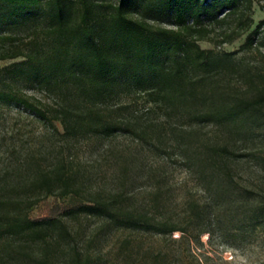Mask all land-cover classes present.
Here are the masks:
<instances>
[{
	"label": "trees",
	"instance_id": "obj_1",
	"mask_svg": "<svg viewBox=\"0 0 264 264\" xmlns=\"http://www.w3.org/2000/svg\"><path fill=\"white\" fill-rule=\"evenodd\" d=\"M252 8L253 0H0V103L31 111L50 140L24 155L14 184L0 185V239L10 240L0 258L19 264L30 249L53 264V252L72 237L67 220L79 215L161 237L182 232L178 241L203 230L221 251L264 242V188L236 178V165L249 158L264 171V148H253L264 141V85L237 94L228 80L248 78L235 55L264 44V21L252 29ZM244 34L239 50L222 49ZM25 88L50 101L26 97ZM203 125L222 136L201 140ZM57 135L71 151L84 139L97 166L92 154L110 152L123 190L91 191L84 170L93 167L79 162L82 171L74 170L51 141ZM173 156L202 201L187 197L177 209L163 198L167 189L137 187V176L154 174L149 157L164 170ZM14 189L28 198L8 197ZM48 195L69 197L30 216Z\"/></svg>",
	"mask_w": 264,
	"mask_h": 264
},
{
	"label": "rangeland",
	"instance_id": "obj_2",
	"mask_svg": "<svg viewBox=\"0 0 264 264\" xmlns=\"http://www.w3.org/2000/svg\"><path fill=\"white\" fill-rule=\"evenodd\" d=\"M252 9L253 29L258 22L264 21V0H253ZM245 37L246 34L231 44L223 45L222 49L227 52L239 50ZM261 37L264 38V27L261 29ZM199 44L204 49L214 48V45L207 41H201ZM235 56L243 62L244 72L249 80L246 77H229L232 91L237 94L245 92L254 94L256 88L264 85V44L258 50L254 48L251 51H239ZM8 62H1V65ZM22 94L26 97L50 101L48 94L43 90L33 91L25 88ZM57 127L62 132L59 124ZM199 127L200 139L203 141L219 139L222 136V131L213 125ZM44 134V124L36 119L31 111L15 103H0V185L3 186L5 181L8 186L14 184L15 172L20 167L24 155L31 152L36 154L43 144L50 141ZM51 141L57 146V150H61L63 155L70 159L69 165L74 170L82 171L81 162L88 163L93 167V169L84 170V177L88 178L87 184L91 191L119 192L121 189L123 190L122 181L113 178L119 176L113 174L117 172L118 166L110 152H92L95 158L99 154L100 166H97L90 163L86 157V154H91V147L86 145L84 139L81 140L83 149L78 150L72 146L74 151L64 145L61 135L55 136ZM118 144L124 147L127 142L119 139ZM255 144L253 147L255 150L264 148V141L257 139ZM170 158L167 167L162 170L160 159L149 157L147 164L151 166L154 174L148 180L137 176V187L143 194L155 192V188L158 187L162 190L167 189V192L162 196L166 200H170L177 209H180L182 200L187 197L202 201L203 192L194 178L186 174L183 163L174 156ZM236 168V178L240 184H262V188H264V171L258 168L254 160L249 158L238 163ZM161 171H165V174L163 178L158 179L159 175H162ZM14 190L6 192L7 196L20 198V200L28 198V193L25 190ZM131 191L135 192L134 189ZM68 197L48 195L29 210V215L39 216L52 205L66 202ZM67 224L72 237L68 243L60 244L61 249L58 248V252H53L50 258V262L53 264H264V242L237 250L221 251L217 244L209 242V235L203 230L197 233L190 232L187 235V241H178L182 232L174 233L171 230L169 238L161 237L151 232L117 228L96 215H79L74 219L67 220ZM7 241H10L7 236H2L0 239V256L5 255L3 247ZM49 245L55 249L54 245ZM26 253L27 255H25ZM26 253L24 256H20L22 262L19 264H24L23 260L26 264H41L37 261L38 250L27 249ZM0 264L15 263L9 260L8 256H3L0 258Z\"/></svg>",
	"mask_w": 264,
	"mask_h": 264
}]
</instances>
